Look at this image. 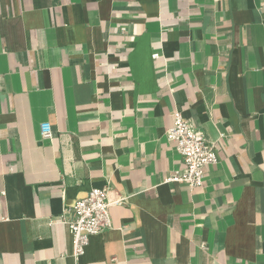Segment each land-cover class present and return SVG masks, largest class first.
<instances>
[{
  "label": "crops",
  "instance_id": "1",
  "mask_svg": "<svg viewBox=\"0 0 264 264\" xmlns=\"http://www.w3.org/2000/svg\"><path fill=\"white\" fill-rule=\"evenodd\" d=\"M177 110L201 187L168 180ZM93 187L123 201L75 259ZM0 264H264V0H0Z\"/></svg>",
  "mask_w": 264,
  "mask_h": 264
},
{
  "label": "built area",
  "instance_id": "2",
  "mask_svg": "<svg viewBox=\"0 0 264 264\" xmlns=\"http://www.w3.org/2000/svg\"><path fill=\"white\" fill-rule=\"evenodd\" d=\"M40 134L43 139L52 137L48 123L40 125ZM166 136L174 143L183 162V168L174 171L168 180L185 182L190 188L201 187L204 167L217 161L214 143L208 141L178 110L172 113V124ZM122 201L123 198L110 200L107 187H93L69 208L64 222L71 235V254L75 259L84 253L92 235L110 226L109 207ZM200 247L207 248L204 242Z\"/></svg>",
  "mask_w": 264,
  "mask_h": 264
}]
</instances>
